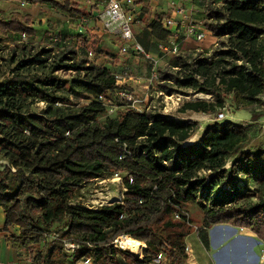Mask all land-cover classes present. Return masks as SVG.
<instances>
[{"label":"trees","instance_id":"trees-1","mask_svg":"<svg viewBox=\"0 0 264 264\" xmlns=\"http://www.w3.org/2000/svg\"><path fill=\"white\" fill-rule=\"evenodd\" d=\"M14 1L82 14L80 0ZM203 1L202 27L218 48L203 57L182 46L157 70V92L174 95V86L213 98L185 101L182 113L217 114L228 99L237 110L262 109L252 111L248 123L214 121L192 143L200 129L195 121L124 106L118 116L106 117L101 97L129 91L117 85L108 68L72 45L55 50L34 41L30 14L0 18V53L7 47L3 37L27 38L9 47L7 62L18 54L26 58L10 75L0 71V209L3 230L31 264L85 257L96 264L122 259L148 264L164 247L170 249V264H186V238L193 231L188 204L203 212L198 232L206 246L208 230L217 225L248 230L264 242V200L238 205L246 194L255 196L252 185L264 184V140L252 133L264 118V0ZM149 28L160 41L170 36L161 16ZM51 59L52 72L33 74L47 69ZM59 71L73 76L62 79L54 75ZM121 172L126 173L122 202L97 208L74 202L85 185ZM120 236L143 245L144 260L117 250L112 243ZM67 243L80 248L68 253Z\"/></svg>","mask_w":264,"mask_h":264},{"label":"rangeland","instance_id":"rangeland-1","mask_svg":"<svg viewBox=\"0 0 264 264\" xmlns=\"http://www.w3.org/2000/svg\"><path fill=\"white\" fill-rule=\"evenodd\" d=\"M60 1V0H59ZM136 0L135 3H138ZM145 1V0H144ZM143 1V2H144ZM22 1H14V0H0V18L7 19L11 16L14 12H20L23 14H30L34 18V22L32 24V27L35 29V36L34 41L41 43L42 45H45L47 48L58 50L62 46L65 45H72L76 47L81 54L84 55L85 50H94L97 53L98 49L97 45H99L101 42L105 43V47H107V50L113 51V53H117L119 49L124 44L122 38L116 33H112L110 31H104V22L101 19V15L105 9V7L108 5L109 1L106 2L105 6L104 4L98 3L97 6H95L94 11H92L91 20L94 21L95 27H97L98 21L101 23L100 29H102L103 37L101 38V41H95L93 38L86 34L84 36V40H82L81 37V27L87 28L85 24H81V17L77 16H68L67 14H64L58 10H52L49 7L45 6H32L27 2V5L25 7L22 6ZM26 2V1H25ZM61 2V1H60ZM169 3L175 2L176 4H181L180 0H169ZM89 5V4H87ZM90 6V5H89ZM187 8L186 5H183ZM199 6L202 7V3H199ZM203 8V7H202ZM204 9V8H203ZM154 10L152 8L147 9V13H152ZM205 11L202 13L200 11L199 13L194 12L193 19L195 21L203 20L205 16ZM151 17H149V20ZM148 21H144L143 24H141V28L145 29L148 27ZM135 24V23H134ZM132 24V30L136 33L138 31L139 26L136 24ZM210 34H208L209 36ZM205 39L202 43L198 44L194 42L193 40H188L184 42L183 49L186 51H192L196 53H201L203 57H208L214 53V51L218 48L217 40L215 44H212L213 39L209 38ZM83 37V36H82ZM81 39V40H80ZM16 41H27V38L9 34L6 37H3V45H5L6 50L0 55H2V58L0 59V71L2 73H5L7 76L11 74L13 69L16 68L17 64L22 60L26 58V55L23 56L22 54H18L15 56L14 62L9 63L7 62V59H9L12 55L11 47ZM82 41V42H81ZM86 43H85V42ZM91 43L90 46H88V43ZM116 46L114 49L113 47ZM106 56L112 57V53H107L105 51L102 52ZM29 57V56H27ZM117 56H115L116 58ZM139 57V56H138ZM140 58V57H139ZM143 60V59H142ZM53 59L49 61V66L47 69L39 70L35 69L32 70L33 74H48L52 72L51 64ZM123 64L126 65L128 75L131 77H135L139 74L131 72L132 65L128 60L126 62H123ZM163 68V67H162ZM154 74V73H153ZM54 75H57L58 77L62 79H71L73 76V73L65 72V71H59L55 72ZM155 81V80H154ZM155 84V82H154ZM172 87V86H171ZM158 89V87H155ZM175 91H177V94H181L184 97H186V101H196V100H209L213 101V98L210 95H204L203 98L200 97L201 93H194L190 90H178L174 86L172 87ZM153 93L155 90H152ZM158 91V90H157ZM176 94V93H175ZM117 100V99H116ZM114 101L113 103H116V105L119 107L117 110V113L113 116L116 117L118 114L123 111V107L119 105L118 101ZM262 100L264 101V95L262 96ZM170 100H167L164 98V96H157L151 97L150 100V110L154 111L158 114H163L166 116H173L177 119L182 120H196L198 121L197 117L198 115H195L194 113L188 112V113H182L181 107L175 106ZM185 101V100H184ZM43 107V104L36 105L34 107V111H40V109ZM225 107H227L224 112L226 114L224 122H233L235 124H242V123H248L251 120L252 117V111L260 110L262 109L261 105L259 106H253L246 109L237 110L234 106L231 105V100L228 99L226 102ZM216 114L212 115L211 118H214L215 120ZM105 118H101V121H104ZM206 120L201 121L202 124L205 123ZM262 128V131H261ZM202 130L198 131V133L191 138L188 142L192 143L195 142L196 139L199 136V133H201ZM260 131V133H259ZM252 133L258 134L259 141L264 140V118L260 120V123L255 125V128H252ZM257 143V141H256ZM119 178H116L115 176H112L106 180L102 181H95L93 183H90L88 185H85L78 193V196L74 202L80 203L83 205H86L88 207H99V204H107L110 205L113 202H122L125 194V189L123 185L124 177H126V173H118ZM251 191H256L252 195H245L244 199H240L238 201L239 206H253L260 201L264 200V184L263 185H252ZM258 189V190H257ZM188 213V219H191L192 225L191 228L193 231H197V228H202V220H203V212L196 204H188L186 206V210ZM0 213H3L2 209H0ZM178 221V219H176ZM2 223V215L0 214V224ZM237 229V228H233ZM221 233L220 235H216V238L211 242V250L214 252V256L211 257V260L213 264H264V242L258 239L252 232L245 230L246 235H234L232 229L224 228L223 230H219ZM237 237V238H236ZM226 242V243H225ZM224 245L220 248L219 246L221 244ZM219 247V248H218ZM218 250L216 251V249ZM130 249V248H129ZM198 258V257H196ZM132 262V261H131ZM133 263V262H132ZM186 264L188 262L186 261Z\"/></svg>","mask_w":264,"mask_h":264},{"label":"crops","instance_id":"crops-1","mask_svg":"<svg viewBox=\"0 0 264 264\" xmlns=\"http://www.w3.org/2000/svg\"><path fill=\"white\" fill-rule=\"evenodd\" d=\"M60 1L62 2L63 0ZM107 1L109 0H80L81 11H82L81 16L68 15V16L81 17V24L83 25L85 24V22H87V24H85L87 28L81 27V31H83V34H81L83 36L81 37L82 40H84L83 38L86 34H89L93 38V40L99 42L101 41V38L103 37L102 29H100L101 23L98 21L97 27H95L94 21L91 20L90 18L92 16L91 14L92 11H94L95 6H97L98 3L104 4L105 6ZM120 1L122 3L124 10L127 13H131L134 15L135 24L139 26L138 31H136V33L134 32L135 42L141 44L144 47L146 52L149 53V55L152 57V60H147L142 57L139 58L137 55L133 53L126 56L121 55L120 50L122 47L119 49L117 53H113V51L107 50V47H105L104 42H101L99 45H97V48H99L97 50L98 51L97 53L95 52V49L94 50L83 49L84 55L87 56V58L92 63L99 66H104L108 68L115 76L118 75L122 77L123 80L117 82V85L120 88L127 89L133 92L134 94H136L138 97L142 98L145 101L146 106L150 109L151 97H154L155 95L157 96L160 95V93H158L157 89L155 88L158 85V83L154 81L155 82L154 84V82L151 81L154 76L153 73L157 72L158 69L164 67L172 57L166 55V53H164L161 50L160 44L162 43V41L155 38V36L152 34L151 29L149 28V24L151 23V21L154 19L155 16H161L162 19L167 16H171L170 3L168 2L169 0H145V1L139 0L137 1L138 3H135L136 0H132V4H129L128 0H120ZM180 1H181V5L187 6V9L189 10V12L192 13V15H194V12L199 13L200 11H202V13H204V9L202 8L203 4L202 7L199 6V3L200 4L204 3L203 0H180ZM87 4H89L90 6ZM37 6H45L51 8L52 10H57L47 5H37ZM149 8H152L154 11L152 13H147V9ZM149 17H151L150 20ZM148 20H149L148 27L146 28V30L142 29L140 25L143 24L144 21H148ZM209 36H208L209 38L213 39L212 44H215L217 39L212 35ZM87 45L90 46L91 43L89 42ZM113 48L115 49L116 46H114ZM103 51L107 53H112L111 55L112 57L106 56L105 54L102 53ZM90 54L91 56H89ZM115 56L117 57L115 58ZM127 60L132 65L131 72L133 73L139 72L137 76L131 77L130 75H128V72L125 71L127 70V67L125 64H123V62H126ZM155 62H157V64H155ZM152 90H155L154 93ZM174 95L183 96L177 93ZM186 99L187 98H184L179 104L175 103V106L182 107ZM194 114L198 115L196 116L198 118L197 119L198 121L191 119L189 120L185 119V121H195L200 124L199 131L200 130L202 131L201 133H199V136L195 141L197 142L200 136L202 135L205 127L208 124L214 122V118H211V116L215 115L216 113L215 114L194 113ZM183 119L184 118H182V120ZM204 120L206 121L205 123L202 124L201 121L204 122ZM0 214L2 215V223L0 224V262L14 263L25 257V254L16 251L12 243L13 235L3 230L4 222H5L4 213H0ZM224 228L232 229L233 234L237 236L246 235L244 229H233L235 227L227 226V225H217L208 230L209 244L208 246H206L200 237V233L198 231H192V233L186 238V246L190 250L187 259L188 264H213L211 257L214 256V252H212L211 250V242L212 239L214 240L216 238V235L221 234L219 230H223ZM223 245L224 243L221 244L219 247L221 248ZM218 248L216 249V251L218 250ZM119 258L121 259L122 256H119ZM122 260L123 261L121 263L119 262L120 264H135L125 259ZM67 264H82V262L81 260H79L75 263L69 262ZM94 264L96 263L94 262Z\"/></svg>","mask_w":264,"mask_h":264},{"label":"built area","instance_id":"built-area-1","mask_svg":"<svg viewBox=\"0 0 264 264\" xmlns=\"http://www.w3.org/2000/svg\"><path fill=\"white\" fill-rule=\"evenodd\" d=\"M129 4H132V0H128ZM27 5L26 2H22V6L25 7ZM171 7V16H167L162 19V27L166 31L170 32V36L166 41H162L160 44L161 50L166 53V55L170 57H174L179 54L184 42L188 40H193L194 42L200 44L208 36V32L202 27V20L195 21L193 19V15L189 10L181 4H176L175 2L170 3ZM101 19L104 22V31L110 32H118L122 40L124 41V45L122 46L120 53L121 55H129L135 54L139 57H142L147 60H152V57L149 53L146 52L144 47L135 42V35L132 30V24L135 23L134 15L131 13H127L120 0H109L108 5L105 7ZM83 34V31H81ZM91 56V54L89 55ZM157 64V62H155ZM117 82L123 80L122 77L116 75ZM158 81L157 72L154 73L152 82ZM160 95L164 96L165 99L170 100L173 104H179L184 98V96H166L164 93H160ZM117 99V100H116ZM104 106L107 109L106 117H113L118 110V106L116 103H113L115 100L118 101L120 106L127 107L131 110H134L139 113H144L147 110H150L145 101L138 97L131 91H119L116 96L113 97H101L100 99ZM169 101V102H170ZM170 102V103H171ZM227 107L221 109L215 117L214 121L222 122L226 118V114L224 110ZM116 178H119V174L114 175ZM102 181V180H97ZM105 204H99L98 206H104ZM92 208V207H90ZM97 208V207H93ZM186 213V212H185ZM184 213V214H185ZM176 219H180L179 215H176ZM198 231V228H197ZM123 236L118 237L112 244L117 250L128 251L129 253L136 256L139 260H144V249L141 256H138L136 253H133L130 249L124 248L121 244V238ZM80 248L79 245L74 243H67L65 245V250L68 253H74ZM190 250L186 248V254L188 255ZM82 264H94L92 258L85 257L81 259ZM32 259L27 257H23L17 262L14 263H2L0 264H31ZM148 264H170V249L167 247L162 248L159 255Z\"/></svg>","mask_w":264,"mask_h":264},{"label":"bare ground","instance_id":"bare-ground-1","mask_svg":"<svg viewBox=\"0 0 264 264\" xmlns=\"http://www.w3.org/2000/svg\"><path fill=\"white\" fill-rule=\"evenodd\" d=\"M200 97L203 98L204 95L203 94H200ZM114 203V202H113ZM111 203V204H113ZM110 204V205H111ZM107 205V204H106ZM121 244L124 248H130V250L133 252V253H136L138 256H141L142 255V252L144 250V247L143 245L141 244H138L136 241H134L131 237L129 236H123L121 239Z\"/></svg>","mask_w":264,"mask_h":264},{"label":"water","instance_id":"water-1","mask_svg":"<svg viewBox=\"0 0 264 264\" xmlns=\"http://www.w3.org/2000/svg\"><path fill=\"white\" fill-rule=\"evenodd\" d=\"M115 203V202H114Z\"/></svg>","mask_w":264,"mask_h":264}]
</instances>
